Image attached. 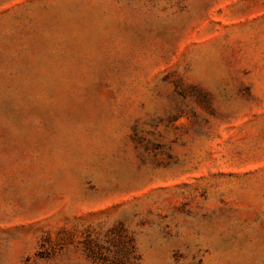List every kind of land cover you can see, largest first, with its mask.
<instances>
[{
	"label": "rangeland",
	"instance_id": "rangeland-1",
	"mask_svg": "<svg viewBox=\"0 0 264 264\" xmlns=\"http://www.w3.org/2000/svg\"><path fill=\"white\" fill-rule=\"evenodd\" d=\"M0 264H264V0H0Z\"/></svg>",
	"mask_w": 264,
	"mask_h": 264
}]
</instances>
